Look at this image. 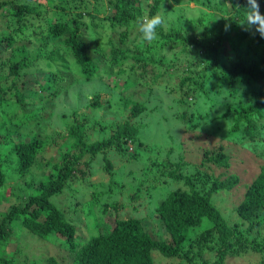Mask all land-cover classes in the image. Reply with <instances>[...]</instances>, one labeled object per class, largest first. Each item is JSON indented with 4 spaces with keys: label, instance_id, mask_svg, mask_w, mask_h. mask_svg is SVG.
I'll use <instances>...</instances> for the list:
<instances>
[{
    "label": "trees",
    "instance_id": "16d2710c",
    "mask_svg": "<svg viewBox=\"0 0 264 264\" xmlns=\"http://www.w3.org/2000/svg\"><path fill=\"white\" fill-rule=\"evenodd\" d=\"M192 1L202 7L212 8L211 0ZM65 2L67 10L58 8L54 2L49 1L48 9L29 0L0 3L4 20V30L0 32V47H4L0 50V114L5 130L3 134L0 129V189L7 182L5 171L9 166L4 168L5 159L21 178L26 177L40 163L45 170L48 169L47 174H42L39 181L31 179L27 183L25 195L21 196L22 191H19L16 196L21 198L0 213V264H14V257L7 254L6 242L14 237L16 229L28 231L43 240H48L53 235L59 236L64 240L63 247L71 257L70 264H155L153 251H158L166 258L185 260L189 264H226L227 258L232 254L254 252L263 254L260 264H264V239L250 237L264 220V170L248 185L243 200L235 208L241 224L230 225L216 208L212 198L220 192L232 191L239 185L240 178L227 173L215 176L207 171H228L231 167V156L225 152L223 145H219L216 151L204 150L194 172L183 171L189 166L188 163L182 166L170 162H153L152 166L160 169L157 171L160 177L182 182L184 186L170 191L149 216L152 224L157 221L161 225L167 238L153 237L142 218L119 217L118 213L124 209L121 203L108 201L101 204L99 195H94L93 203L102 207L104 215L113 211L114 221L112 224L106 220L97 221L100 233L80 239L82 235L78 233L77 224L70 221L66 213L53 202V198L62 194L78 174L81 178L84 177L85 172L78 167L85 156H90L92 161L103 153V170L111 177L113 174L110 171L114 167L106 154L112 150L123 154L128 150L129 143L142 144L137 119L145 107L139 103L127 102L130 108L127 116L118 123L107 126L98 122L95 127L100 131L105 129L107 136L90 141L95 129L88 110L101 108L107 94H88L84 109H75L67 117L63 116L66 130L54 128L50 134L42 137L41 132L37 131L40 125L32 133H25V140H12V136L19 134V129L26 125L29 127L34 122L39 124L42 119L49 117L48 109L53 105L51 101L67 87L63 84L68 81V67H74L83 81L90 82L100 77L103 59L99 60L98 56L102 55L101 50H106V45L110 50L107 59L113 63L112 66L131 57L129 49L116 47L113 40L109 39L104 44V37L100 34L88 37L90 25H87L85 19L92 22L101 19L96 9L88 8L89 2ZM258 2L264 13V0ZM222 5L220 2L213 5L214 9L225 14V17H221L220 24L218 21L209 29L202 19H198L193 25L177 24L170 29L163 26L157 29L156 41L146 44L139 40L133 44L137 55H132V58L138 64L147 65V61L155 63L153 57L165 56L176 47L196 50L202 59L203 73L198 91L204 90L208 80L219 77L220 84L227 86L231 97L235 95L238 84H244L248 94H258L254 104L234 110L238 118L244 119L243 137L253 141L258 129L255 116H261L264 109V39L259 34L255 35L254 40L248 39V31L241 27L245 0H229V7L225 9ZM146 6L147 15H155L160 13L162 6L167 7V0H151ZM109 7L112 14L102 20L109 21L112 28H116V25L124 28L120 42L125 44L127 30L134 28L132 21L135 17L144 15L143 2L110 0ZM53 9L58 10L52 11ZM225 34H228V38H225ZM228 51L235 55L236 60L228 57ZM159 59H163V56ZM35 72L43 73L34 83L44 92L47 98L45 103L42 102L44 96H38L26 86L27 76ZM193 83L197 84L191 77L182 78L181 89L189 88ZM180 101L188 103L186 99ZM35 105L38 108L32 110ZM10 107L16 108L22 116L14 121L7 118L6 109ZM232 110L228 104L227 113L222 117L226 118ZM184 116L182 114L183 118ZM237 131L236 125L232 132ZM3 146H7L4 152ZM52 147L57 150L67 147L70 154L62 156L60 162H55L52 156L43 160L42 153ZM255 149L256 146H251L253 152ZM197 228L202 229L195 231ZM206 253L212 254V258L203 261L202 257ZM47 262L64 264L55 257H49Z\"/></svg>",
    "mask_w": 264,
    "mask_h": 264
},
{
    "label": "rangeland",
    "instance_id": "374dc122",
    "mask_svg": "<svg viewBox=\"0 0 264 264\" xmlns=\"http://www.w3.org/2000/svg\"><path fill=\"white\" fill-rule=\"evenodd\" d=\"M4 1L11 0H0V3ZM48 1L54 2L58 8L67 10L65 0H29L44 9L49 8ZM86 1L89 2L88 8L96 9L98 17L101 18L93 22L85 19L87 25H90L88 37L100 34L102 38L104 37V44L109 39L113 40L116 47L123 50L129 49L131 57L112 66L113 63L107 59L110 50L106 45V50H101L102 55L98 56L99 60L103 59L100 65V77L90 82L83 81L74 67H68V81L63 84L67 87L60 91L55 100L51 101L53 105L51 109H48L49 117L42 119L39 124L34 122L29 127L26 125L19 129L18 135L11 138L13 141L25 140L24 134L32 133L35 127L40 125L37 131L41 132L42 137L50 134L54 128L66 130L63 116L67 117L75 109H84L87 103L86 95L105 93L107 97L103 98V106L97 110H88L90 120H94L92 125L95 129L90 141L105 138L106 130L100 131L95 126L98 122L102 126H107L123 120L130 109L127 105L130 101L145 107L137 119L140 124L139 136L142 144L129 143L128 150L123 154L114 150L107 152L106 157L114 167L110 171L113 174L111 177L103 170L105 165L103 153L98 154L92 161L90 156H85L83 158L85 162L81 161L78 167L85 172L84 177L81 178L78 174L69 182V186L62 194L53 198V202L66 213L70 221L77 224L78 233L82 235L81 240L100 233L101 230L96 226L97 221L106 220L110 224L114 221L113 211L104 215L102 207L93 203L94 195H99L101 204L108 201L121 203L124 209L118 213L119 217L142 218L153 237L165 239L167 235L161 225L157 221L152 224L149 216L170 191L184 186L182 182H173L166 177H160L157 173L160 169L152 166L153 162L161 164L170 162L182 166L188 163L189 166L183 171L185 173L194 172L204 150L216 151L219 145H223L225 152L231 156V167L228 171L213 168L207 171L215 176L225 175L224 173L235 174L239 176L240 183L232 191L214 195L212 201L230 225L240 223L235 208L243 200L248 185L264 170V109L261 116H255L258 129L253 141L243 137L244 119L238 118L234 110L244 109L254 104L258 94H248L247 87L244 84H238L237 91L232 98L228 95L227 86L220 84L219 77L208 80L204 85V90L198 91V84H201L203 74L201 72L202 59L200 54L191 48L176 47L165 56L160 55L163 59H159L160 56L153 57L155 61L153 64L150 61H147V65L136 63L132 58V55H137L133 44L138 43L140 38L135 28L127 30V42L122 44L120 39L124 28L117 25L116 28H112L109 21L102 20L112 14L109 7L110 0ZM150 1L141 0L144 14H148L146 5ZM211 1L212 8L202 7L192 0H167V7L162 6L160 10L166 19L164 27L170 29L177 24L193 25V22L202 19L205 26L209 29L213 28L218 21V24L221 23L222 16L225 17V14L213 8L214 3H222L225 9L229 7V0ZM56 10L58 9L52 11ZM262 10L264 12V4ZM2 14L3 11L0 10V32L4 30ZM247 35L250 40L256 39V36L249 32ZM224 36L228 38V34ZM3 48L1 46L0 50ZM228 57H234L236 60L231 51H228ZM63 65L66 68V64ZM42 74L41 72L29 74L26 78V86L29 91L37 93L38 96H44L42 102L45 103L47 98L44 92H41L34 83ZM185 77L193 78L197 84L193 83L189 88L181 89L180 82ZM185 93L188 95L185 96ZM182 99H186L188 103H182L180 101ZM228 104L233 110L226 118H223L222 116L227 113ZM37 108L38 105H35L32 110ZM182 114L185 115L184 118ZM6 115L13 121L22 116L14 107L7 108ZM1 118L0 114V129L4 134ZM236 125L238 131L233 133L232 128ZM251 146H256L255 152L251 150ZM6 147L3 146V152ZM66 154H70L67 147L59 150L52 147L45 153L43 152L42 156L43 160L52 156L55 162H60L62 156ZM8 166L9 169L5 171L7 182L0 189V213L16 202L19 197L25 195L27 183L31 179L34 178L37 182L39 178H42V174L45 175L48 172V169L45 170L43 164L40 163L26 177L21 178L5 159L4 168ZM19 191H22L21 196L17 197L16 194ZM262 223L261 227L258 230L255 229L250 237L264 239V220ZM201 229L197 228L195 231ZM63 242L64 240L59 236L53 235L48 240H43L28 231L16 229L14 237L6 242V251L8 255L14 257V264H48L49 257H55L64 264H70L71 257L63 247ZM211 255L206 253L202 260H209L212 258ZM152 258L155 264H189L185 260L166 258L158 251L152 252ZM262 259V253H235L227 258L226 264H260Z\"/></svg>",
    "mask_w": 264,
    "mask_h": 264
},
{
    "label": "clouds",
    "instance_id": "9594fccd",
    "mask_svg": "<svg viewBox=\"0 0 264 264\" xmlns=\"http://www.w3.org/2000/svg\"><path fill=\"white\" fill-rule=\"evenodd\" d=\"M241 27L252 35L259 34L264 38V13L260 10L258 0H245ZM239 8V7H238ZM139 38L146 44H151L158 39L157 29L166 24V19L161 13L155 15H140L132 21Z\"/></svg>",
    "mask_w": 264,
    "mask_h": 264
}]
</instances>
